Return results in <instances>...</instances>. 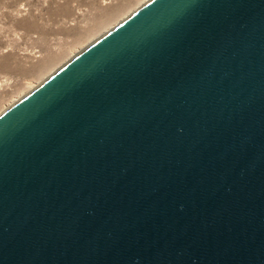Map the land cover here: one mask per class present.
Instances as JSON below:
<instances>
[{
  "label": "water",
  "instance_id": "95a60500",
  "mask_svg": "<svg viewBox=\"0 0 264 264\" xmlns=\"http://www.w3.org/2000/svg\"><path fill=\"white\" fill-rule=\"evenodd\" d=\"M0 264H264V0H152L0 115Z\"/></svg>",
  "mask_w": 264,
  "mask_h": 264
},
{
  "label": "rangeland",
  "instance_id": "374dc122",
  "mask_svg": "<svg viewBox=\"0 0 264 264\" xmlns=\"http://www.w3.org/2000/svg\"><path fill=\"white\" fill-rule=\"evenodd\" d=\"M152 0H0V115Z\"/></svg>",
  "mask_w": 264,
  "mask_h": 264
},
{
  "label": "bare ground",
  "instance_id": "6f19581e",
  "mask_svg": "<svg viewBox=\"0 0 264 264\" xmlns=\"http://www.w3.org/2000/svg\"><path fill=\"white\" fill-rule=\"evenodd\" d=\"M101 39V38H100ZM77 57V56H76ZM62 69V68H61Z\"/></svg>",
  "mask_w": 264,
  "mask_h": 264
}]
</instances>
